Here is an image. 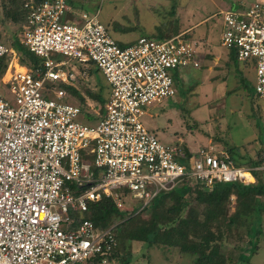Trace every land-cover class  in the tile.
Returning <instances> with one entry per match:
<instances>
[{
  "label": "built area",
  "instance_id": "obj_1",
  "mask_svg": "<svg viewBox=\"0 0 264 264\" xmlns=\"http://www.w3.org/2000/svg\"><path fill=\"white\" fill-rule=\"evenodd\" d=\"M24 8L19 42L41 70L21 66L15 49L0 43V60L9 55L0 84L16 104L0 94V264H112L116 225L99 230L83 219L89 204L106 198L120 212H141L183 182L247 185L264 170L236 165L212 147L182 164L181 149L163 145L141 122L146 107L175 96L174 71L199 67L183 34L120 47L97 13L75 15L69 0H28ZM220 15L221 46L239 62H254V88L264 102V0ZM71 61L83 68L75 72ZM90 66L108 88L94 125L80 121L78 105L62 102L63 87L79 85Z\"/></svg>",
  "mask_w": 264,
  "mask_h": 264
},
{
  "label": "rangeland",
  "instance_id": "obj_2",
  "mask_svg": "<svg viewBox=\"0 0 264 264\" xmlns=\"http://www.w3.org/2000/svg\"><path fill=\"white\" fill-rule=\"evenodd\" d=\"M254 1L73 0L77 9L71 8L74 13L80 10L93 15L97 13L100 23L108 29L111 37L124 46L139 37L166 40L178 33L186 35L195 43L196 48H206L214 55L228 56V52L231 51L223 48L220 42L223 30L220 13L230 8L241 9L243 5H250ZM3 12V1L0 0V35L2 44H7L21 33L18 32V25L4 20ZM233 61V70L237 76L235 80L240 81L242 85L231 87L230 89L235 87L234 92L228 94L223 101L214 104V107L201 105V99L195 96L194 88L191 90L189 89L191 86L185 88L179 85L180 80L177 78L179 83L175 87L176 94L173 98L165 99L144 109L141 122L146 129L153 131L152 133L163 145L181 149L183 154L177 157L178 162L188 164L190 158L184 157V147L194 154L197 148L205 145L206 141L203 137L206 131H214L219 147L232 149L233 160L241 166H249L250 160L256 157L257 151L261 149V145H264V102L258 98L254 88L255 64L252 61ZM70 66L75 72L83 68L75 61H71ZM89 68L94 71L79 83V89L85 94L87 91L100 93V89L107 86L105 79L94 66ZM228 83L230 84V81ZM101 93L106 96V92ZM0 94L11 107L16 108L14 97L7 86L0 84ZM78 100L76 96L68 94L67 99L62 102L78 105ZM94 122L95 119H92V123ZM131 206L132 204L129 203V209ZM232 210L233 204L230 207L231 212ZM122 213L123 219H113L110 226L117 225L138 212ZM148 215L149 210L144 212L142 219H147ZM258 229L260 235L257 249L252 255L249 250L243 253V259L239 264H264V216ZM245 242L246 237H243L240 242L234 237L229 240V245L223 247L222 253L235 258L238 252L233 247L244 246ZM254 244L256 241L253 242V246ZM131 252L133 258L130 264H192V257L178 255L179 253L172 249L163 250L159 246L147 248L143 243H133Z\"/></svg>",
  "mask_w": 264,
  "mask_h": 264
},
{
  "label": "trees",
  "instance_id": "obj_3",
  "mask_svg": "<svg viewBox=\"0 0 264 264\" xmlns=\"http://www.w3.org/2000/svg\"><path fill=\"white\" fill-rule=\"evenodd\" d=\"M2 1L4 20L18 25V32L21 33L29 14L24 8L28 0ZM43 1L33 0L35 5ZM69 5L77 9L73 0H69ZM176 35L178 33L174 34ZM183 36L188 39L186 35ZM19 37L20 35L17 34L11 42L4 43L15 49L21 66L33 73L40 71V59L19 42ZM2 42L0 35V43ZM117 43L120 47L130 46V44L124 46L120 42ZM191 43L197 51L195 43L192 41ZM231 53V59L237 61L235 52L231 51ZM8 62L9 55L0 60V77L3 76ZM176 79L177 77H173L174 86ZM63 88L68 94L79 99L82 123L94 125L101 120L104 100L100 94L87 91V97L90 99L86 101L78 96V91L74 87ZM92 119H95L94 123ZM225 151L233 160L232 151ZM184 156L188 155L184 154ZM248 165V167L264 166V157L258 154L257 158L250 160ZM253 175V184H215L211 189H207L201 184L183 182L172 191L159 194L143 211L128 216L116 225L117 245L111 253V261H115L116 264H130L133 258L132 244L143 243L147 248L159 246L163 250L172 249L178 252V255H188L192 257V264H239L243 259V253L249 250L252 255L257 249L260 235L258 228L264 216V170L254 171ZM147 210H149L148 218L142 219V215ZM82 217L90 220L97 229L106 230L111 227L113 219L122 220L124 214L116 209L111 200L103 198L89 204L88 212ZM234 237L239 242L246 237V242L244 246L233 247L238 254L235 258H231L224 255L222 249L229 245V240ZM255 241L256 244L253 246Z\"/></svg>",
  "mask_w": 264,
  "mask_h": 264
},
{
  "label": "crops",
  "instance_id": "obj_4",
  "mask_svg": "<svg viewBox=\"0 0 264 264\" xmlns=\"http://www.w3.org/2000/svg\"><path fill=\"white\" fill-rule=\"evenodd\" d=\"M81 11H83V10H80V12ZM71 12L75 15H78L80 13V12H76V11L74 13V10L72 8H71ZM76 13H78V14H76ZM70 17L71 16H69V18ZM136 40H134L132 43H130V45L134 44L136 42ZM196 52L198 54L197 55V61H198L199 67L198 68L188 67L185 69H180V70L174 71V75L178 73L176 75V77L180 80V83H179V81L176 80L177 82L175 84V87L178 83H179V85L181 84V85L185 86V88H188L191 86L189 89L192 90V88H194L193 89L195 91L194 94H195V96H198L201 99V105H204V106L206 105L207 107L212 105V107H214V104H216L220 101H223L226 98V96H228V94L234 92L233 89L235 87L233 89H230L231 87L240 86V84H241L240 81L235 80V78L237 76H236V72L233 70V62L234 61H233V59H231L232 53L228 52V56H225V55L221 56V55H217V54L214 55L210 50L207 51L206 48L205 49L197 48ZM93 71H91V68H88L86 77L88 78L90 76V73L91 72L93 73ZM174 75H173V77H174ZM228 81H230V84L228 83ZM75 89L78 91V96L85 99L86 101H88L90 99L89 97H87V94L80 91L78 85L75 86ZM102 91L106 92V96L102 95V93H101ZM94 93L95 94L101 93L100 95H101V97L103 96L102 98H103L104 103H105V101L108 97L107 86L105 88H103L102 90L100 89V93H99V91L94 92ZM79 103L80 102L78 100V105H79ZM73 105H75V104H73ZM150 132H153V131H150ZM204 135H205V137H203V140L206 141L205 145L197 148L195 153L198 151V149L204 148V147H212L218 151H221V150L222 151H225V150L232 151V149H229V148L219 147V145L217 144L218 138L216 137L217 135H216V133H214V131H206L204 133ZM184 148H186V147H184ZM187 151L190 154V156H192L193 153L190 152L188 149H187ZM183 152L185 153L184 149H183ZM258 154L263 156L264 145H261V149L259 151H257L256 157H254L252 160H255L257 158ZM187 158H189V157L187 156ZM232 200H234V198H232Z\"/></svg>",
  "mask_w": 264,
  "mask_h": 264
},
{
  "label": "water",
  "instance_id": "obj_5",
  "mask_svg": "<svg viewBox=\"0 0 264 264\" xmlns=\"http://www.w3.org/2000/svg\"><path fill=\"white\" fill-rule=\"evenodd\" d=\"M184 151H185V153L188 155V157L190 158V154L188 153V151H187L186 148H184Z\"/></svg>",
  "mask_w": 264,
  "mask_h": 264
}]
</instances>
